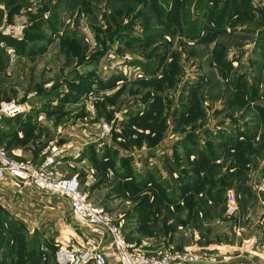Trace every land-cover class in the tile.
Segmentation results:
<instances>
[{"label":"rangeland","instance_id":"1","mask_svg":"<svg viewBox=\"0 0 264 264\" xmlns=\"http://www.w3.org/2000/svg\"><path fill=\"white\" fill-rule=\"evenodd\" d=\"M198 1L0 0V107H25L0 144L36 164L62 145L57 173L81 178L136 246L232 242L240 220L247 233L264 219V0H232L223 18L224 0ZM93 128L113 145L69 155ZM229 190L241 219L223 217Z\"/></svg>","mask_w":264,"mask_h":264},{"label":"built area","instance_id":"2","mask_svg":"<svg viewBox=\"0 0 264 264\" xmlns=\"http://www.w3.org/2000/svg\"><path fill=\"white\" fill-rule=\"evenodd\" d=\"M25 107L15 100L5 101L0 107V113L13 118L22 113ZM62 145L49 147L43 162L36 164L31 161L18 160L0 144V179L5 174L11 176L23 185H30L39 191L66 198L74 219L98 233L100 240L89 235L84 236L80 248L60 246L56 251L59 264H108L110 253L118 260V264H213L210 262L206 248H178L174 245L161 247L154 252H147L141 246H136L127 240L121 223L114 221L110 212L102 205L95 204L87 191L82 189L77 175L64 177L57 173L58 156ZM258 195L264 196V178L255 184ZM225 217H236L240 211L238 196L232 190L226 193ZM108 237L111 250L108 252L103 239ZM254 244L258 237L250 240ZM253 253L259 254L256 251ZM251 255V251H248ZM244 257L237 259L238 256ZM237 257L228 258L226 264H252L245 251ZM232 261V262H231Z\"/></svg>","mask_w":264,"mask_h":264},{"label":"crops","instance_id":"3","mask_svg":"<svg viewBox=\"0 0 264 264\" xmlns=\"http://www.w3.org/2000/svg\"><path fill=\"white\" fill-rule=\"evenodd\" d=\"M94 132V128L89 130V133L92 134L90 137L92 139L90 141H80V139L72 137V139H74L76 142H74L73 147L68 152L69 155L71 152L73 154H78L79 151H82V146H90L92 143H96L94 147H86L88 155L89 152L92 151V148L98 152L104 149L103 147H105L106 144L109 146L113 145L107 137H104L100 142V138H95L96 134ZM78 133L82 134L80 131H78ZM68 140L69 139L63 138L61 142L66 144L69 143ZM167 151L169 152V149H167ZM144 154L145 155L141 160L142 162L147 153ZM150 158L152 162H155L158 157L151 156ZM162 159L167 160V156H162ZM82 160L83 158L77 159L76 163H81ZM250 182V180L246 181L248 185H250ZM192 192L193 190L189 189L187 191L181 190L177 196L182 199L184 204L185 200L189 198L190 193ZM237 196L240 197L239 194H237ZM90 198L92 200L91 195ZM0 209L5 212L4 214L9 216V223L10 221L14 220L20 221L24 225V228L28 230L29 238H34L33 236L38 237L37 246L41 251L40 264H47L50 260L54 261V264L56 263V255L53 253L52 248H50L51 245H54L51 237L54 238V243L57 248L62 245L80 248L84 243L85 235L96 237L99 240L101 238V236L93 231L92 228L87 227L86 225H83L74 219L70 211L69 201L66 198L39 191L30 185H23L9 175L0 179ZM257 209L260 210L261 213L264 212L263 195L257 194ZM241 212L242 211H239V214L234 217L235 220L242 218ZM223 217L225 216L223 215ZM8 222H5L6 226L8 225ZM120 223L122 225V222ZM251 229L252 230L250 232L246 233L249 228H247L245 225H241L240 220L238 225H235V241L223 242L219 239L206 240L198 236L195 238L197 241L191 244L190 247L194 249L206 248V251H208L209 255L211 256L210 262H213V264H226L230 262L227 261L228 258L235 259V257H237L239 254H242V251L246 252V255H248L246 257L249 258V261H251L252 264H264V219L258 218V220H256L255 226ZM52 230H54L55 233L50 237V232ZM253 236L258 237V242L255 244L253 241H250ZM126 238L128 240L127 235ZM103 245L108 252L111 250L110 240L108 237L103 239ZM168 245L173 244L169 243L166 246ZM143 249L147 252H154L157 250L154 245L143 247ZM1 251L5 253L7 249L1 248L0 256L2 255ZM248 251H251V255L248 254ZM253 251H256L259 254L255 255ZM109 253L110 256L108 264H118L117 258L113 256L111 252ZM242 257H244V255L238 256L237 259Z\"/></svg>","mask_w":264,"mask_h":264},{"label":"trees","instance_id":"4","mask_svg":"<svg viewBox=\"0 0 264 264\" xmlns=\"http://www.w3.org/2000/svg\"><path fill=\"white\" fill-rule=\"evenodd\" d=\"M204 1L206 2V0H199L198 2H200V5L204 3V6H205ZM245 1L247 3V0ZM178 4H179V1H177L176 5ZM235 5L236 3L232 2V0H224V3L223 4L221 3V6L219 8L220 17L223 18L225 15H227L228 12L231 10V8ZM180 7L182 6H179L178 10L176 11H179ZM173 18L178 20V16L176 18L174 15ZM10 120L11 119H9L8 121ZM189 185L190 183H188V187ZM239 188H240L239 189L240 193H242L241 191L243 192L247 191V189L245 188V181H243L242 185H239ZM193 190L199 191L200 189L197 188ZM184 191L186 190L184 189ZM4 213L5 212L0 209V249L6 248L7 251L3 253V257H0V264H40L39 262H40V257H41V251L37 246L38 240L35 238H29V237L26 240L24 238L21 239L22 237H20L19 235L20 233L19 230H20V227L24 228V225L20 221H17V220L10 221L9 223L8 222L9 216ZM5 222H8L7 226L5 225ZM6 233L11 234V236H13L12 238H15V237L18 238L16 244L10 243L11 239L10 237L5 236ZM49 262L52 263L51 260Z\"/></svg>","mask_w":264,"mask_h":264},{"label":"water","instance_id":"5","mask_svg":"<svg viewBox=\"0 0 264 264\" xmlns=\"http://www.w3.org/2000/svg\"><path fill=\"white\" fill-rule=\"evenodd\" d=\"M93 64L86 65L83 67L84 71H91L93 69ZM9 120V117L3 113H0V123H6Z\"/></svg>","mask_w":264,"mask_h":264}]
</instances>
